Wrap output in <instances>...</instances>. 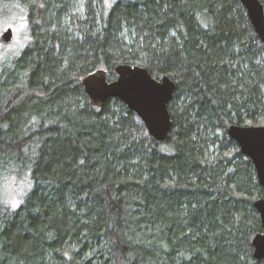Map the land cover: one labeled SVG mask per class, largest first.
<instances>
[{
  "label": "trees",
  "instance_id": "1",
  "mask_svg": "<svg viewBox=\"0 0 264 264\" xmlns=\"http://www.w3.org/2000/svg\"><path fill=\"white\" fill-rule=\"evenodd\" d=\"M14 2L32 40L0 68V181L30 186L0 198V264H264V186L228 132L264 125L241 0H0V15ZM122 63L176 82L167 139L117 97L90 103L83 77Z\"/></svg>",
  "mask_w": 264,
  "mask_h": 264
},
{
  "label": "water",
  "instance_id": "2",
  "mask_svg": "<svg viewBox=\"0 0 264 264\" xmlns=\"http://www.w3.org/2000/svg\"><path fill=\"white\" fill-rule=\"evenodd\" d=\"M248 17L264 43V3L261 0H241ZM5 42L13 38L12 28L2 35ZM117 77L109 81L108 72L98 68L82 79L89 101L93 106L102 107L111 97H117L136 112L145 122L147 129L156 140L167 139L172 127L169 104L176 92L177 84L168 75L154 77L148 68L122 63L116 66ZM228 132L235 139L243 153L248 155L256 168L259 183L264 186V125L232 124ZM262 223V231L253 238V255L264 258V198L254 202Z\"/></svg>",
  "mask_w": 264,
  "mask_h": 264
},
{
  "label": "rangeland",
  "instance_id": "3",
  "mask_svg": "<svg viewBox=\"0 0 264 264\" xmlns=\"http://www.w3.org/2000/svg\"><path fill=\"white\" fill-rule=\"evenodd\" d=\"M83 8L84 6L80 8L81 14L84 13ZM2 9L5 12L0 15V68L4 60L16 56L32 40L27 11L16 2L2 5ZM8 28H12L13 38L11 41L5 42L2 35ZM26 179L28 180V177ZM27 180L12 177L4 186L0 181V198H6L7 196L8 204L17 207L22 202L26 195L25 192L30 186V182ZM5 188L8 189L7 195Z\"/></svg>",
  "mask_w": 264,
  "mask_h": 264
}]
</instances>
